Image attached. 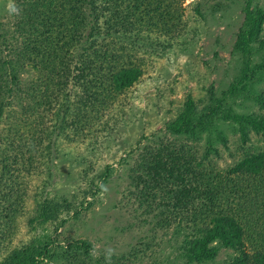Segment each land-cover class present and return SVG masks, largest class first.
Returning a JSON list of instances; mask_svg holds the SVG:
<instances>
[{
    "label": "trees",
    "instance_id": "16d2710c",
    "mask_svg": "<svg viewBox=\"0 0 264 264\" xmlns=\"http://www.w3.org/2000/svg\"><path fill=\"white\" fill-rule=\"evenodd\" d=\"M183 1L15 0L20 15H12V32L0 34L5 54L0 59V122L5 125L0 135V247L15 230L21 194H27L32 174L48 173L34 196L31 222L57 219L67 207L44 196L53 159L59 160L58 142L61 137L91 138L93 145H101V137L109 136L121 117L123 96L143 74L144 57L151 60L168 51L185 32ZM212 1L194 4L195 14L202 18ZM225 1L209 7L212 13L241 0ZM242 1L243 20L232 51L245 62L234 71L232 84L220 93L210 84L196 100L188 95L165 123L163 136L153 135L154 144L138 150L129 172L135 189L128 198L145 217L142 225L174 226L193 235L180 248L182 264L216 259L214 242L235 254L226 264H264V90L235 103L249 83L264 84V76L252 78L264 71V0ZM253 54L256 59L248 61ZM213 71L217 75L216 67ZM247 102L258 103V109L250 112ZM47 118L57 128L54 138L46 133ZM251 135L263 142L261 148L246 147ZM230 145H237L240 156L233 166L220 168V148L232 158ZM134 204L131 200L128 207ZM56 246V261L105 264L104 258H89L80 243ZM45 253L49 248L13 247L0 264H35Z\"/></svg>",
    "mask_w": 264,
    "mask_h": 264
},
{
    "label": "rangeland",
    "instance_id": "374dc122",
    "mask_svg": "<svg viewBox=\"0 0 264 264\" xmlns=\"http://www.w3.org/2000/svg\"><path fill=\"white\" fill-rule=\"evenodd\" d=\"M200 1H183L182 23L184 25L187 21V26L184 27L185 32H181L173 41L171 48L163 53L157 52L151 56V60L144 57L143 74L123 96L122 109L118 110L121 117L118 115L114 130L108 131L109 136L101 137V145H93L91 138L75 142L61 137L57 148L59 160L53 159L50 168L52 176L44 192L46 200L56 202L61 207L64 204L67 206L65 209L62 207L57 219L31 222L36 211L34 196L48 173L32 174L26 180L28 192L24 196L21 194L24 197L21 213L14 220L16 227L13 234L0 247V259L11 248L24 245L36 249L49 248L50 253L37 257L35 264H67L56 261L54 254L59 251H56V245L65 247L80 243L89 258H104L105 264L104 253L108 248L114 249L112 264H182L181 249L193 235L189 236L188 230L174 226L167 230L155 228L153 223L142 225L140 221L145 217L135 210L134 200L128 198L129 190L135 189L129 172L138 159V150L154 144L153 135L163 136L165 123L173 119L188 95L195 100L200 99L205 96V88L210 84L217 93L227 90L232 84L234 71L242 65L241 62H245V58L237 59L232 51L243 20V1L212 13L211 8L217 2L228 3L214 0L208 7L204 6L207 9L199 18L193 8ZM8 2L0 0V34L7 30L12 32L9 29L12 14L7 11ZM154 34L157 36V33ZM142 53L141 50L137 51L136 57ZM257 54L247 60L256 59ZM3 56L4 52H0V59ZM214 67L218 70L217 75L213 74ZM263 76L262 69L252 78L256 81ZM259 85L249 83L247 86L251 90L244 88L235 103L239 104L243 97L248 98L250 92L259 94L264 90V84ZM245 105L250 112H255L259 106L257 103L255 107L249 102ZM237 110L241 111V107ZM113 111L112 106L109 113ZM6 113L3 112V118ZM44 126L50 135L57 131L48 118ZM4 127V123L0 122V135ZM250 138L247 148H261V140L258 141L254 135ZM236 148L237 145H230L232 158L220 148L221 157L217 160L220 168L233 166L240 156ZM103 174L107 176L104 184ZM131 200L134 204L132 208L128 207ZM211 246L219 247L218 255L204 264H226L235 255L217 242ZM93 249L96 251L95 257L91 255Z\"/></svg>",
    "mask_w": 264,
    "mask_h": 264
},
{
    "label": "clouds",
    "instance_id": "9594fccd",
    "mask_svg": "<svg viewBox=\"0 0 264 264\" xmlns=\"http://www.w3.org/2000/svg\"><path fill=\"white\" fill-rule=\"evenodd\" d=\"M7 11L9 12V14L12 15H20L21 9L17 7V5L15 4V0H9L7 4ZM114 254H115L114 249L112 248H108L105 250L104 255H105L106 264H112V256ZM91 255L95 257L96 255L95 249L92 250Z\"/></svg>",
    "mask_w": 264,
    "mask_h": 264
}]
</instances>
